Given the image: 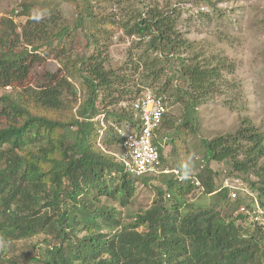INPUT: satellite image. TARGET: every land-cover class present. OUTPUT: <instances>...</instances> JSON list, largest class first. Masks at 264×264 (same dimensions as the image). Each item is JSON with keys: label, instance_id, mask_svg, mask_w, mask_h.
Listing matches in <instances>:
<instances>
[{"label": "trees", "instance_id": "1", "mask_svg": "<svg viewBox=\"0 0 264 264\" xmlns=\"http://www.w3.org/2000/svg\"><path fill=\"white\" fill-rule=\"evenodd\" d=\"M71 1L73 26L56 8L29 15L20 33L11 19L0 23V89H12L0 97V264H264L263 227L241 211L243 199L220 189L210 167L229 162L230 174L242 175L264 208V133L249 119L233 133L201 140L199 186L176 178L174 171L183 177L189 169L178 160L164 168L166 115L154 139L161 172L139 178L119 159L112 126L139 124L129 105L149 88L188 114L176 135L196 132L189 109L196 114L235 67L225 56L198 53L178 28L180 16L142 0H125L120 15L99 10L104 0ZM117 29L132 46L125 65L113 69ZM50 59L59 66L49 67ZM138 183L156 197L126 220L118 207L132 204ZM196 189L211 196V206L190 200ZM41 237L40 257H30Z\"/></svg>", "mask_w": 264, "mask_h": 264}, {"label": "rangeland", "instance_id": "2", "mask_svg": "<svg viewBox=\"0 0 264 264\" xmlns=\"http://www.w3.org/2000/svg\"><path fill=\"white\" fill-rule=\"evenodd\" d=\"M120 1L122 3L119 7L116 2L114 3L117 5L104 0L99 10L103 13L123 14L126 10L124 7L127 8L130 4H125V0ZM142 1L150 7H159L166 13L180 16L178 28L187 38L195 42L194 49L198 53L208 57L210 55L225 56L235 67L233 74H224V82L216 92L198 106L196 114L195 111L189 109L190 117H195L196 132L192 129H185L180 130V133L176 135V130L185 122L188 114H185L179 104L173 106H170V103L167 104L166 116L171 127L167 130L161 129L159 136L164 156V168H171L178 160L189 168L184 173L186 176H183V179L196 182V175L206 164L202 139L210 140L233 133L239 128L243 119H249L264 133V0ZM23 6L29 8L26 15H21ZM55 8L60 11L66 22L72 26L75 24L78 12L71 0H0V23L3 19H11L17 27V32L20 33L29 15L44 17L50 13V9ZM115 33L109 45V66L119 69L128 60L132 40L121 30L117 29ZM80 36L79 44L83 47L85 40L83 34ZM49 62V67L59 66L55 60L50 59ZM176 83L180 85L182 82L179 80ZM79 86L78 83V88ZM11 92L12 89H0V97L4 93ZM100 116L96 120L101 119ZM171 140H174V144ZM114 150L115 154L121 152L119 146ZM210 167L218 174L217 182L220 185L227 181L229 185L237 189L247 190L249 192L245 194L239 191L240 195L243 193L241 198L245 199L248 206H252L254 201L259 204L256 194L250 189L242 175L230 174L232 170L229 162H213ZM175 176L177 178V175ZM152 184L157 186L159 181H152ZM202 191V189H196L190 200L197 206H211L213 199ZM155 197V192L149 186L138 183L132 204L128 208L118 207V210L127 220L131 212L148 209ZM167 199H169L168 196ZM260 208V211L264 212V208L262 206ZM42 240L41 237L34 241L37 248L28 251L30 257H40L39 246L44 247ZM23 248L26 247L21 249Z\"/></svg>", "mask_w": 264, "mask_h": 264}, {"label": "built area", "instance_id": "3", "mask_svg": "<svg viewBox=\"0 0 264 264\" xmlns=\"http://www.w3.org/2000/svg\"><path fill=\"white\" fill-rule=\"evenodd\" d=\"M129 106L136 113L139 124L113 125L122 148L119 159L123 162L126 171L137 178L157 174L161 172L162 162L160 150L154 144V139L168 111L167 106L162 97L154 94L149 89L144 90L135 101H131ZM100 117L103 119L104 115ZM174 174L177 175L179 180L184 178L180 177L177 171H174ZM194 183L196 186L200 185L197 180ZM220 189L227 190L231 200L242 199L243 193L240 195L239 191H243L244 194L249 192L237 189L229 185L227 181L223 182ZM243 200L245 201V199ZM248 207L243 206L241 211L250 216L254 225L264 228V212L260 211L261 208L258 202L254 201V204Z\"/></svg>", "mask_w": 264, "mask_h": 264}]
</instances>
